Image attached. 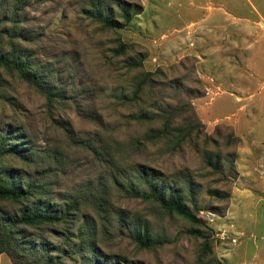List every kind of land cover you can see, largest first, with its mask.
<instances>
[{"label":"rangeland","instance_id":"rangeland-1","mask_svg":"<svg viewBox=\"0 0 264 264\" xmlns=\"http://www.w3.org/2000/svg\"><path fill=\"white\" fill-rule=\"evenodd\" d=\"M122 9L121 28L96 19L123 23ZM0 33L52 94L0 72V133L36 157L6 156L0 172L76 207L63 225L26 229L23 264L51 249L49 264H264V0H0ZM167 117L191 133L179 147L174 135L144 139ZM138 164L197 225L118 188ZM18 212L0 201V216ZM145 227L148 248L136 240ZM191 228L208 237L205 256Z\"/></svg>","mask_w":264,"mask_h":264},{"label":"trees","instance_id":"trees-1","mask_svg":"<svg viewBox=\"0 0 264 264\" xmlns=\"http://www.w3.org/2000/svg\"><path fill=\"white\" fill-rule=\"evenodd\" d=\"M97 21L105 28L116 29L121 28L125 23L130 21V12L128 9H122L123 23L112 18V16L96 17ZM1 34V33H0ZM10 38L14 39L15 35L10 34ZM2 39L0 35V72L4 71L8 74L16 76L20 80L30 84L32 87L41 91L48 99L52 96L51 92L44 88L45 81L34 72L28 62L22 60L15 52H6L1 45ZM10 46L15 47L11 42ZM125 45H120L116 50L117 54H123ZM135 66V65H131ZM150 81L149 77H145L140 83L136 85L135 91L129 102L139 100V94L143 90L144 84ZM137 119L151 120L148 113H143L141 116L135 117ZM90 119L95 120V117ZM97 120V119H96ZM7 130L0 133V160L6 156H12L27 163L35 162V155L23 143L22 138H17L14 141V131ZM190 132L178 129L173 125V119L167 117L161 129L149 130V134L144 136L146 141L153 142L167 135H174L176 139L175 145L180 146L181 142L189 138ZM10 168L5 172H0V201L15 205L20 208V212L13 218L0 216V255L5 253L11 256L14 264H23L24 257L22 250L27 247L23 243L26 229L28 228H51L56 225H63L68 222L72 211H76L73 205H67L64 208H57L51 202L45 201L44 193L34 182L26 183L22 180L15 179L11 176ZM133 178L126 184L123 181H117L118 188L126 195L133 198H140L146 201H154L159 207L170 215H176L185 221L197 225L198 219L196 213L191 210L184 202L183 198L176 191L166 189L163 184L159 182V175L140 164L133 168ZM138 184L145 186V191L136 188ZM188 234L198 236L204 239V246L202 250L203 256L208 252L209 239L201 234V231L196 228H191L187 231ZM137 242L143 247H149L148 232L146 227L137 233ZM44 249H47L43 246ZM49 250V249H48ZM52 250V249H51ZM49 250V252H51ZM46 253L38 261V264H49L51 254ZM55 264V263H54ZM221 264V263H217Z\"/></svg>","mask_w":264,"mask_h":264}]
</instances>
